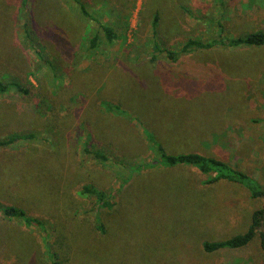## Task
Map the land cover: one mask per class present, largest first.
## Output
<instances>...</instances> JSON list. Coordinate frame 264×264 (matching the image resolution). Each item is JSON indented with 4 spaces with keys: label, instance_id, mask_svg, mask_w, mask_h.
<instances>
[{
    "label": "rangeland",
    "instance_id": "rangeland-1",
    "mask_svg": "<svg viewBox=\"0 0 264 264\" xmlns=\"http://www.w3.org/2000/svg\"><path fill=\"white\" fill-rule=\"evenodd\" d=\"M80 1L114 27V42ZM257 30L264 0H30L28 11L0 0V78L28 89L0 94V140L36 135L0 148V203L46 222L58 264H264L259 235L203 248L247 231L264 198L228 180L204 184L211 175L191 166L146 165L156 143L145 128L170 153L217 157L264 185V46L177 60L154 49ZM86 185L116 205L98 210ZM52 263L39 229L0 212V264Z\"/></svg>",
    "mask_w": 264,
    "mask_h": 264
},
{
    "label": "trees",
    "instance_id": "trees-1",
    "mask_svg": "<svg viewBox=\"0 0 264 264\" xmlns=\"http://www.w3.org/2000/svg\"><path fill=\"white\" fill-rule=\"evenodd\" d=\"M29 2L30 0H22L23 8H25L27 11L29 9ZM80 5L84 17L97 21L100 27L103 29L108 41L114 42V40L118 37L114 27L91 15L81 1ZM27 26L28 23H26V29L28 28ZM98 40L99 36L96 34L90 41V47H97ZM218 46L227 48L264 46V30L252 31L240 36H230L222 33L218 37L208 40L192 38L187 40L178 50L163 49L160 47L157 41L154 43L155 50H157L159 53L166 52L168 57L174 60H177L181 54L192 53L196 50H210ZM156 57L157 55L153 56L154 59ZM13 88H16L18 91L23 93L27 92L28 90L20 83H7L0 78V94H5ZM105 106L108 110L117 112L120 115H132L130 111L122 108L120 104L108 101ZM145 131L147 138L150 141L156 143L155 147H153L156 153V158H154L152 162L146 164L147 166L155 164H161L163 166H191L201 171V173L204 175H211L203 181L204 184H210L219 180H228L242 184L248 189L252 198H264V185L259 183L256 178L249 175L248 173L237 169L230 163L214 156H209L198 152L170 153L162 143L156 140L150 130L145 128ZM35 138L36 135L34 133L12 134L11 136L0 140V148L10 147L19 141L32 140ZM84 151L99 162H107L111 159L110 155L104 150L91 147L89 144L85 145ZM144 166L145 165L143 163L137 165L138 168ZM82 193L95 196L98 210L102 208L111 209L116 205V200L113 193L108 195L104 191H99L92 185L84 186ZM0 212L5 217L16 218L28 226L39 229L43 235V241L48 251V257L52 260V264H58L57 261H54L56 253L50 247V235L48 233L46 222L42 218L29 214L24 208L20 206L11 204L0 203ZM256 235H259L260 237L261 248L264 252V208L256 210L253 213L252 223L247 231L223 240L204 241L203 248L206 252H214L223 249H239L248 246L254 240Z\"/></svg>",
    "mask_w": 264,
    "mask_h": 264
}]
</instances>
